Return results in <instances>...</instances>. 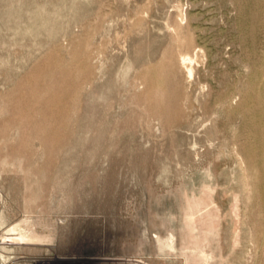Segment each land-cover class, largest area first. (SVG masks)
Here are the masks:
<instances>
[{"label": "rangeland", "instance_id": "374dc122", "mask_svg": "<svg viewBox=\"0 0 264 264\" xmlns=\"http://www.w3.org/2000/svg\"><path fill=\"white\" fill-rule=\"evenodd\" d=\"M0 264H264V0H0Z\"/></svg>", "mask_w": 264, "mask_h": 264}, {"label": "bare ground", "instance_id": "6f19581e", "mask_svg": "<svg viewBox=\"0 0 264 264\" xmlns=\"http://www.w3.org/2000/svg\"><path fill=\"white\" fill-rule=\"evenodd\" d=\"M22 226L19 224H16V226L13 225L12 228L8 229L7 235H9V236L12 235V237H8V239L7 238L6 239L8 241L16 243V244H28L31 242H33V244H34V242H38V241L42 240L40 237L36 236V234L34 235L33 233L31 234L28 232H27L28 233L27 234L25 231H23L24 227H22ZM13 235H15V236H13Z\"/></svg>", "mask_w": 264, "mask_h": 264}]
</instances>
